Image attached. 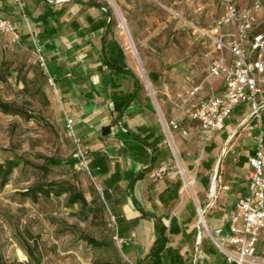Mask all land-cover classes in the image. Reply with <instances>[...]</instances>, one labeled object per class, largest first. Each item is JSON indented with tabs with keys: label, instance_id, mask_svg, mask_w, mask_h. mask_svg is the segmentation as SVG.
<instances>
[{
	"label": "rangeland",
	"instance_id": "1",
	"mask_svg": "<svg viewBox=\"0 0 264 264\" xmlns=\"http://www.w3.org/2000/svg\"><path fill=\"white\" fill-rule=\"evenodd\" d=\"M83 1L88 0H55L54 2L58 7L64 6L66 9L72 7L75 14H79L83 19L88 13L102 12L96 7L84 5L81 3ZM92 1L107 5L112 9L115 18V34L128 53L130 67L137 73L142 83L143 98L152 104L160 120L158 125L161 133L165 135V141L161 147L165 153L164 159L168 167L176 171L181 178L182 188L185 189L182 195L197 204L193 211L195 214L193 225L197 224L198 230V225L201 224L203 234L209 236L213 242L209 216L215 214L216 218L221 219L224 212L222 209L224 200L227 198L225 202L228 203L231 199H235L237 194H234V190L228 195L220 193L222 189L218 176L217 180L213 181V185L216 184L217 193L214 196L212 188L208 190L204 198L207 206H203L198 193L195 192V172L188 167L190 158L188 152L197 154L198 171L199 163L206 155L204 146L211 142L216 134L208 139L201 132L197 122V147L193 148L192 137L182 134L181 131L170 129L167 120L175 116L183 127L188 128L192 133L196 132L194 129L196 124L188 117V108H178L175 103L181 102V98L188 96L189 90L194 85L200 84L205 79L210 62L219 54L216 38L220 34H213L212 29L224 14V0ZM231 1L241 12L249 9L253 11L255 20L246 42L250 48L253 36H264V0ZM259 1L262 3L260 9L256 7ZM10 3L15 7V11L20 12V15H24V10L27 12L28 8L35 14H39L44 9V4H38L37 0H10ZM120 14L126 20L131 38L137 48V56L127 48L129 36L121 24ZM23 17L28 18L32 23L29 15ZM10 19L14 20L13 17ZM32 25L34 26L33 23ZM135 30L139 32V40L133 34ZM227 30L228 27L223 28L222 32ZM61 40L63 39L57 41ZM30 42L31 39L18 42L14 40L11 33L0 32V68L6 77V80H0V100L24 107L36 116L26 119L0 111V160L3 161L12 156L13 151L35 159L39 154H47L67 160L70 157L73 158L77 139L88 144L91 154L92 152L94 154L98 149L96 144L100 140L98 125L76 123V119L80 117L77 104L84 103L91 98L86 99L82 96L80 100L78 96L69 93L65 96L62 84L57 82L51 71L55 85L49 81L48 74L39 65L38 56L34 48L30 46ZM45 51L49 70L53 61L60 63L67 60H78L81 63L88 58V55H85L87 50L83 51L78 45L74 46L73 54L68 53L66 49H61L56 54L48 49ZM91 55L95 63L98 55L97 49L94 48ZM252 56L255 57L256 54L253 53ZM3 59L6 60L5 63ZM151 70H157L162 74V79L158 84L151 81L148 74ZM96 71L93 68L92 72H89L97 73ZM129 80L133 82L131 77ZM147 80L150 81L151 87L148 86ZM79 84L76 82L75 89L79 90ZM83 84L85 89L93 87L89 81ZM222 84L220 78L207 81L204 84L205 93L201 97L211 91L212 87L220 88ZM262 90L263 93L258 96L259 105L264 104V83ZM245 103L238 106L243 107ZM252 112L253 109L249 115ZM67 114L75 120L74 132L67 127ZM262 115L264 119V106ZM236 116L235 114L227 122L236 126ZM253 118L251 116V119ZM243 127L244 125L231 128L233 141L242 133V137L245 138L244 145L250 146L253 143L256 146L255 137L259 129H254L250 134L248 129ZM228 147V143H223L218 149V155L222 157L221 165L225 163L222 166L223 170H226L229 159L227 157ZM181 163L186 167L189 178L193 179L189 189L185 188L186 177L182 172ZM73 173L72 167L65 164L53 167L48 179L67 177ZM77 175L89 200L93 201L97 195H100L103 200V189L105 188L103 180L106 175L95 176L94 171L92 175L85 172ZM42 179L44 176L41 173H35L32 169L25 172L18 169L12 181L5 188H0V256L3 259H0V264L15 260L30 262L29 255L21 246L22 239L30 244V251L32 248L41 257L43 264H136L130 254L123 250V245L129 246V244L118 236V226L112 204L106 207V211L90 212L85 219L84 214H79L81 208L79 205L73 208L66 205L65 196L40 202L24 200L19 192L25 190L33 182ZM94 206L98 207V204ZM199 208L206 209L204 215L208 228L199 223ZM176 212L177 208L170 210V213ZM73 229H76L78 233L75 234ZM80 232L88 233L97 239H106L110 245L95 247L80 240L78 237ZM173 241L176 242V239Z\"/></svg>",
	"mask_w": 264,
	"mask_h": 264
},
{
	"label": "crops",
	"instance_id": "2",
	"mask_svg": "<svg viewBox=\"0 0 264 264\" xmlns=\"http://www.w3.org/2000/svg\"><path fill=\"white\" fill-rule=\"evenodd\" d=\"M86 2L87 1H83L81 3L88 6L89 4ZM1 4L2 1L0 0V5ZM91 7L95 8L94 6ZM96 9L101 10L98 7H96ZM42 12L43 11L39 12V14ZM14 13L15 14H13L12 17L19 25L20 29L27 27L25 26L27 25V22L22 18L20 12L14 11ZM39 14H35L34 12L32 13L31 20L33 24H35L34 20ZM104 16L105 13L102 11L97 12L96 14L88 13L86 18L83 19V17L79 14H75V11L72 7L67 8L63 17L67 23L64 26L63 32L54 40V43L56 44L55 51H49H52L56 54L60 52L61 49H66L68 53L70 52L73 54L75 45L81 46L83 51L87 50V53H85V55H88L86 61L83 60L81 63L78 60H67L66 62L60 63L53 61L51 66H63L64 72L71 71L72 67L75 65H79L80 67L81 77L76 75V79L73 82V87L69 88L65 84H63L61 87L65 96H67L69 93L71 95L73 94V96H78L80 100L82 96L86 99L88 97L91 98L84 103L77 104V110L80 112V117L76 119V123L81 124L84 122L87 124H96L99 127L100 140L99 143L96 144L98 149L96 152H94V154L92 152L91 157L92 160L94 157H101L105 159L106 164L109 167L108 173H104L106 178H104L103 183L110 192V198L114 209L118 213L120 219H122L124 224L127 226V229L124 232V237L121 239L126 240L129 244L128 253L130 256L136 262L141 261L150 253L157 239L155 226L156 220L143 215L144 211L155 213L157 216H161L167 226H170L171 218L175 216L177 225L181 232L170 234L168 230V234L170 236V242L168 245L173 248L180 249V254L183 258V264H227L224 254L220 251L215 242L211 241L209 236H205L203 234L202 229V239L207 238L209 245L215 250V252L210 254L205 253L201 247L202 240L198 242L200 228L197 230V224L193 225L195 219V214L193 211L197 204L192 202L186 196L182 195L184 189L182 186L177 195L176 183L181 180V178L178 176V173L168 167L164 157H160L156 161H153L152 154L154 150L152 149L151 145L144 144L139 139L140 137L138 134H142V137H144L150 132L144 131L142 128L146 130L152 128L151 131L154 133V136L151 140L156 139L161 132L158 125V121L160 120L157 118L154 112V107L148 102V100L143 98L142 91L140 92L139 97L134 100L129 107L125 108L123 116L117 119V112L114 110L113 104L109 97L111 93V85L107 83V79L112 77L113 80L119 85V88L116 90V94L120 96L131 92L134 89L135 84L134 81L131 82L129 80V77H131L130 75L112 70L108 67V65L104 64V62L108 64L109 59H111L113 62L119 64L126 63L128 66H130L128 53L121 40L115 34L114 29L110 33L106 31V28H101L92 32L87 31L90 17L101 19ZM74 19H77L81 22V27L78 30H75L70 25V22ZM135 33L137 35V39L139 40V32L135 30ZM58 39L63 40L58 42ZM94 48L98 51L96 58L97 61L95 63L91 59V54L94 52ZM226 55L228 60H230L231 53L227 51ZM98 66H103L102 73L98 71ZM93 68L97 70V73H90L92 72ZM58 76L62 77L64 75L61 74ZM68 76H70V74H68ZM87 81L92 83L93 87L91 89L83 88V83H86ZM76 82L80 83L79 90L75 89ZM193 87L189 90L187 95H189ZM223 88V84L220 88L212 87L211 91H209L204 97H201V95L205 93L204 85L200 93L197 96H194L185 106L188 108L187 112L197 107L199 101L201 99L207 98L211 93L214 92L216 94H220L223 91ZM175 106L181 108L176 103ZM82 109H84L83 112ZM249 116L250 115H248L246 118ZM172 118L176 117L172 116L167 121ZM190 120L196 124L194 127L196 130L195 133H192L191 130L183 127L182 125L181 127L183 130L188 131L187 135H190V138L192 137V147L196 148L197 120ZM243 121H241L236 126L227 122L226 127L223 130L216 132L214 139L208 144H205L204 151L206 152V155H204L201 159L198 171L197 154H191V152H188L190 154L188 167L195 172V192L196 194L198 193L201 204L205 206V193L211 188H213V190L217 189L216 184L213 185V181L217 173V165L220 159L218 155V149H220V146L223 143H228L229 145L227 155L229 159L227 160L226 170L222 169L220 176L218 171L217 175L220 177V188L222 189L220 193L228 195L234 190V194H237V196L235 199H231V201L228 203L225 202L227 198L224 200V208H222L224 212L221 216V219L216 218L217 216H215V214H211L209 216V223L212 229V232L210 231V233L212 238L213 235L219 236L218 238L221 239H225L228 236L230 214L236 207L238 200L245 196L248 191V182L246 180V176L251 169L249 158L254 153L255 144L251 143L250 146L244 145L243 142L245 138L242 137V133L240 136L236 137L234 141L231 138V128L240 126ZM249 124L253 125L254 129H256L257 121L254 118H250L247 121V124H245L246 126L244 125L243 127L248 129L249 133L252 134L254 129H250ZM108 125H111V132L107 135L103 133L102 126ZM124 126H128L130 131L127 132ZM177 131L182 132V130ZM225 133H228L227 139L224 137ZM163 142L159 144L160 148L162 147ZM138 144H141L146 148L143 154L136 155L132 152L133 150H131V146H136ZM126 147H128L130 151L125 152ZM202 162H206L208 164L212 163V168H205ZM163 167H166V170L160 176H158L157 172ZM146 168L152 169L147 171L143 178L136 180L132 190L129 191L128 182L132 175L134 176ZM198 172H200L201 178L209 177V187L204 184L201 178L197 179ZM112 174H114V178L112 180L113 187H110L107 185L105 180L108 179ZM100 175L101 174L98 176ZM134 198L137 202L134 201ZM176 208V213H170V210H174ZM219 229H221L222 232L217 234ZM174 239H176V242L173 241ZM197 246H199L201 253V257L198 261ZM258 251L264 254V232L261 235ZM221 254L223 255L222 257L219 256ZM168 258L171 259V257Z\"/></svg>",
	"mask_w": 264,
	"mask_h": 264
},
{
	"label": "built area",
	"instance_id": "3",
	"mask_svg": "<svg viewBox=\"0 0 264 264\" xmlns=\"http://www.w3.org/2000/svg\"><path fill=\"white\" fill-rule=\"evenodd\" d=\"M223 6L224 14L212 29L213 34H220L216 38L219 54L210 62L205 79L195 85L189 95L181 98V102L176 104L185 108L189 101L200 93L207 81L222 78L223 91L220 94L211 93L207 98L201 99L197 107L188 112L190 118L198 121L201 132L209 139L226 127L227 120L239 104L252 103V113L257 121L256 127L259 133L255 137L254 153L249 158L251 169L246 176L248 191L238 200L230 214L228 236L221 239L213 235V239L224 254L227 264H264V254L258 251L261 235L264 232V119L262 115L264 104L259 105L258 101V96L263 93L262 84L264 83V36L257 35L248 48L246 42L255 20L253 11L249 9L241 12L231 0H224ZM256 7L262 8V3L257 2ZM26 22L33 48L38 56V63L47 72L49 81L55 85L39 31L28 18ZM226 27L228 30L222 32ZM0 32L11 33L14 40L20 42V33L11 19H0ZM227 51L231 53L230 60L227 58ZM253 53L256 54L255 57L252 56ZM66 122L69 130L74 132V118L67 114ZM167 124L172 130H182L184 135L188 134L187 130L182 129L177 118L170 119ZM249 125L250 129H254L253 125ZM73 158L77 171L92 175L91 148L88 144L77 139ZM165 170L166 167L161 168L157 175L160 176ZM217 177L218 175L215 176L214 181ZM200 212H203V215L199 223L206 227L203 218L206 209L199 208ZM198 226L201 228V224ZM221 232L222 230L219 229L217 234ZM200 257V249L197 246V261Z\"/></svg>",
	"mask_w": 264,
	"mask_h": 264
},
{
	"label": "trees",
	"instance_id": "4",
	"mask_svg": "<svg viewBox=\"0 0 264 264\" xmlns=\"http://www.w3.org/2000/svg\"><path fill=\"white\" fill-rule=\"evenodd\" d=\"M2 4L0 5V19H10L12 15L14 14L15 7L12 6V4L9 2V0H1ZM38 4L43 3L44 9L43 12L40 13L35 18V24L34 27L39 31V37L40 40L45 48V50H52L55 51L56 44L54 43V40L63 32L64 26L66 25V20L63 19L66 8L58 7L56 3L50 2L48 0H37ZM87 4L100 8L104 13L105 16L101 19H95L90 17L89 18V26L87 27V31H97L101 28H106V31L108 33L112 32L114 29V16L112 13V9L107 6L103 5L101 3H98L96 1L88 0L86 2ZM24 15H29L31 18L33 11L28 8L27 12L24 10ZM21 15L24 20V18ZM13 22L16 24L18 31L20 33V41H26L30 40V33L28 27H25L23 29H20L19 25L13 20ZM70 25L75 29L78 30L81 27V22L77 19H74L70 22ZM27 26V25H25ZM82 33V32H81ZM135 38L137 39V35L135 31L133 32ZM256 36L252 37V40ZM138 40V39H137ZM30 46L33 47L32 42L29 43ZM141 47V46H140ZM4 63L6 60H4ZM104 64L108 65V67L112 70L123 72L124 74H128L133 78L134 81V89L123 95L120 96L116 94V90L119 88V85L113 80V78L107 79V83L111 85V93H110V100L113 104L114 110L117 112V119L119 117H122L125 111V108L129 107L131 103L136 100L140 92L143 89L142 83L137 75V73L126 63H116L113 62L111 59H109L108 64L104 62ZM98 71L102 73L103 66H98ZM51 73L55 76V79H57V82L60 84H65L69 88L73 87V82L76 79V75H79L81 77V71L79 65H75L72 67L71 71L64 72L63 66H57V67H51L50 68ZM63 74L64 76L59 77L58 75ZM70 74V76H68ZM149 77L151 81L154 84H158L162 79V74L157 70H151L149 73ZM0 80H6V77L4 76V73L2 69L0 68ZM26 85V84H25ZM27 87V86H25ZM251 109H253L251 102H246L243 107L237 106L231 117L233 118L236 114V125H238L241 121H243L250 113ZM0 111L12 114V115H19L21 117H24L26 119H31L33 117H36L34 113L30 112L29 110L25 109L24 107H21L19 105L1 101L0 100ZM189 117V115H188ZM190 118V117H189ZM192 119V118H190ZM194 120V119H192ZM118 121V120H117ZM196 121V120H195ZM198 122V121H197ZM124 128L128 131L130 129L128 126H124ZM144 131H150L146 136L142 137V134H138L140 137V141L144 144L151 145L153 151L152 154V160L156 161L160 157H164V151L162 148H160L159 144L163 141H165V135L160 132V135L154 139L151 140L154 136V133L151 131L152 128H149L148 130L142 128ZM102 131L105 134H109L111 132V125L108 126H102ZM225 139L228 138V133L224 134ZM146 148L141 145H133L131 146L132 152L136 155L143 154L144 150ZM1 150V147H0ZM130 151L128 147L125 148V152ZM96 156V155H95ZM75 159L70 157L67 160H63L60 157L56 155H47V154H39L37 158H30L25 156L24 154H18L13 151V155L7 157L3 161L0 160V188H5L13 179L15 171L18 169H21L23 172L27 171L28 169H32L35 173H41L44 176V179L38 180L30 184L25 190H21L19 194L21 197L26 200L30 199L33 202H40L41 200L50 201L53 198H60L65 196L66 197V205L70 208H73L77 205H79L80 213L84 214V218L86 219L88 217V214L90 212L94 211H106V207L110 206L112 204L111 202V196L108 189L105 187L103 189V200H101L100 195H97L96 198L91 201L89 200L86 193L83 191L79 179L77 178V174L80 172L75 169ZM69 165V167H72L74 170V173L71 176L67 177H60V178H52L48 179V175L52 172L53 167H58L62 165ZM205 168L211 169L212 163L208 164L206 162H202ZM222 166L219 169V176L222 173ZM91 168L94 171V175L98 176L99 174L108 173L109 167L106 164V160L101 157H94L91 161ZM152 168H146L142 172H139L132 175L131 179L128 182V188L129 191L132 190L134 182L140 178H143L147 171H150ZM77 175V176H76ZM114 178V174H112L108 179L105 180L108 186L113 187L112 180ZM201 178L200 172L197 173V179ZM206 186H210V180L208 178H201ZM182 186V180H179L176 183V191L177 195ZM134 201L136 199L134 198ZM94 204H98V207H95ZM113 205V204H112ZM95 207V208H94ZM114 209V207H113ZM115 211V219L118 226V236L124 237V232L127 229V226L124 224L122 219L118 216V213ZM146 217L154 218L156 220V233H157V239L150 251V253L141 261L136 262V264H183V258L180 254L179 248H173L169 246L170 242V236L168 234V230L170 234H176L181 232L180 228L177 225L176 217L173 216L171 218V224L170 226H167L161 216H157L155 213H149L145 212L143 213ZM73 232L76 234L78 231L73 229ZM79 239L84 240L87 243L95 246V247H108L110 245V242L106 239H97L88 233L80 232L79 233ZM23 250L29 255L30 262H18V261H10L5 264H43L41 257L38 256V254L32 250H29L30 244L25 241V239H22L21 244ZM201 247L205 251V253H214L215 250L209 245V241L207 238H203L201 242ZM124 252L129 251L128 245H123ZM168 257H171L169 259ZM0 259L2 257L0 256ZM3 260V259H2Z\"/></svg>",
	"mask_w": 264,
	"mask_h": 264
},
{
	"label": "bare ground",
	"instance_id": "5",
	"mask_svg": "<svg viewBox=\"0 0 264 264\" xmlns=\"http://www.w3.org/2000/svg\"><path fill=\"white\" fill-rule=\"evenodd\" d=\"M112 1H114V0H112ZM120 12V11H119ZM120 18H121V24H122V26H123V28L125 29V31L127 32V34H128V43H127V48L129 49V50H131L133 53H134V55H136L137 56V54H138V52H137V48H136V45H135V43H134V41H133V39L131 38V35H130V32H129V29H128V26H127V23H126V20H125V18L120 14ZM146 78V77H145ZM147 79V78H146ZM147 83H148V86L149 87H151V83H150V81L149 80H147ZM174 143V142H173ZM177 154H178V150H177ZM181 169H182V172H183V174L185 175V177H186V185H185V188H190L191 187V184H192V182H193V179L191 180L190 178H189V176H188V174H187V169H186V167L181 163ZM213 193H214V195H216V193H217V189H214L213 190ZM204 218V220H205V216L203 217ZM205 223H206V220H205ZM206 227H207V223H206ZM208 228V227H207Z\"/></svg>",
	"mask_w": 264,
	"mask_h": 264
},
{
	"label": "water",
	"instance_id": "6",
	"mask_svg": "<svg viewBox=\"0 0 264 264\" xmlns=\"http://www.w3.org/2000/svg\"><path fill=\"white\" fill-rule=\"evenodd\" d=\"M50 2H54L55 0H48ZM251 116H253V113L248 117L246 118L241 124H240V127H242L243 125H245V123H247V121L251 118ZM221 161H222V157H220L219 159V162H218V165H217V173L216 175L218 174V171H219V168H220V164H221ZM212 194L214 195L213 193V188H212ZM203 215V212H200V217ZM201 221V220H199ZM205 226V225H204ZM199 227V226H198ZM200 228V227H199ZM202 240V231H201V228H200V231H199V235H198V242H200Z\"/></svg>",
	"mask_w": 264,
	"mask_h": 264
}]
</instances>
